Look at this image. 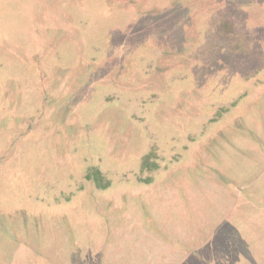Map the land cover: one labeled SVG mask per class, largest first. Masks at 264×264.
Segmentation results:
<instances>
[{
    "label": "rangeland",
    "instance_id": "obj_1",
    "mask_svg": "<svg viewBox=\"0 0 264 264\" xmlns=\"http://www.w3.org/2000/svg\"><path fill=\"white\" fill-rule=\"evenodd\" d=\"M0 264H264V0H0Z\"/></svg>",
    "mask_w": 264,
    "mask_h": 264
}]
</instances>
